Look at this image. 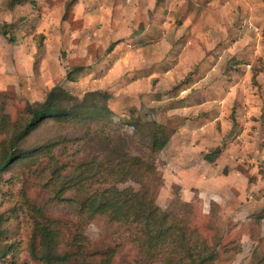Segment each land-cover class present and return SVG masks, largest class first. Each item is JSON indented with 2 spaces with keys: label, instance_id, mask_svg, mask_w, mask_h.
<instances>
[{
  "label": "rangeland",
  "instance_id": "rangeland-1",
  "mask_svg": "<svg viewBox=\"0 0 264 264\" xmlns=\"http://www.w3.org/2000/svg\"><path fill=\"white\" fill-rule=\"evenodd\" d=\"M54 95L0 175V264L45 231L56 264H264V0H0V159ZM113 187L167 235L91 214Z\"/></svg>",
  "mask_w": 264,
  "mask_h": 264
},
{
  "label": "trees",
  "instance_id": "trees-1",
  "mask_svg": "<svg viewBox=\"0 0 264 264\" xmlns=\"http://www.w3.org/2000/svg\"><path fill=\"white\" fill-rule=\"evenodd\" d=\"M15 1V0H14ZM13 3V1H12ZM66 96L67 94L63 92ZM50 96V99L39 107L33 108L30 112L31 119L24 128L19 131L15 139L10 140L3 149L0 159V175L11 165L12 162L22 158L16 153L17 147L22 140L28 137L38 126L47 119L66 120L69 116V111L62 107L58 98ZM67 97V96H66ZM31 154H26L29 156ZM88 205V211L95 214L107 215L115 221H128L132 219L142 225L147 236L151 241H157L159 238L166 236L170 229H166L164 225L165 214L158 212V209L153 206L149 198L132 190H120L116 187L104 191L102 194L93 195L85 204ZM46 242L41 248V255L38 257L43 264H56V256L53 253L55 248V240L50 233L44 232ZM52 239V240H51ZM8 254L7 249L3 251L1 258Z\"/></svg>",
  "mask_w": 264,
  "mask_h": 264
}]
</instances>
